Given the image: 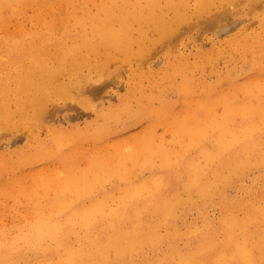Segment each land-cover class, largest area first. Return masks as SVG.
<instances>
[{"label": "bare ground", "instance_id": "6f19581e", "mask_svg": "<svg viewBox=\"0 0 264 264\" xmlns=\"http://www.w3.org/2000/svg\"><path fill=\"white\" fill-rule=\"evenodd\" d=\"M262 62L264 0H0V264H264Z\"/></svg>", "mask_w": 264, "mask_h": 264}, {"label": "rangeland", "instance_id": "374dc122", "mask_svg": "<svg viewBox=\"0 0 264 264\" xmlns=\"http://www.w3.org/2000/svg\"><path fill=\"white\" fill-rule=\"evenodd\" d=\"M242 28V21L239 18L234 19L233 21L226 23L222 26L221 29H219L218 33V37L221 39H225L228 36H230L233 33H236L237 31H239ZM209 32L205 31L202 32V36L204 39V42L206 44H208V40L206 38V35H208ZM162 54H159L157 56H155V58L153 60H151V64L153 65V67L155 69H159L163 66V57L161 56ZM261 64H264V62H262ZM261 69L264 70V68L261 67ZM207 81L209 83H211L212 81H215V75L214 74H207L206 77ZM126 90V86L124 85L123 81L120 82H116V83H112L109 84L108 86V93H107V97L104 98L103 100L105 101V105L109 104V103H116L117 99H116V95L117 94H121L124 93ZM169 98L173 101V104L175 106H182L183 102H184V97L178 93H170L169 94ZM175 102V103H174ZM156 105H158V102L156 101L155 103ZM66 113V110H62L59 114L57 115H53L51 116L49 119L51 121V124L53 126H63V127H70V126H78L81 128H84L86 126V124H88L93 115L91 113V111H84V110H80L79 112H73L71 110H68L67 114H68V118L67 119H63L62 116ZM137 125L132 126L130 128V131H136ZM24 143V137L20 134L16 137H14L13 139L6 140L5 144L1 143L0 144V148L4 147V145L6 147H9V149H15L18 146L23 145ZM82 164H85V160L82 162ZM230 194H235V190L234 189H230ZM18 218V217H17ZM9 217H2L0 219V221H7L9 220Z\"/></svg>", "mask_w": 264, "mask_h": 264}]
</instances>
